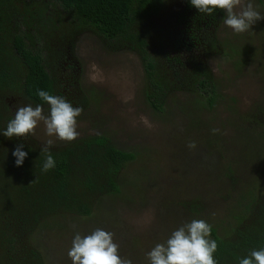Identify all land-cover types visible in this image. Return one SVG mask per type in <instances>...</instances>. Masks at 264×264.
Segmentation results:
<instances>
[{
  "label": "trees",
  "instance_id": "16d2710c",
  "mask_svg": "<svg viewBox=\"0 0 264 264\" xmlns=\"http://www.w3.org/2000/svg\"><path fill=\"white\" fill-rule=\"evenodd\" d=\"M225 15L221 9L200 13L190 0H0V264H47L49 255L33 232L52 226L58 215H89L103 195L123 198L118 176L137 153L116 147L106 134L53 144L56 163L47 172L42 171L43 143L29 135L2 134L17 106L42 104L49 110L37 89L62 96L73 107L89 106L81 65L69 53L64 57L78 30L89 27L109 47L135 52L144 70L145 103L164 113L176 92L190 93L207 108L222 99L208 64L212 52L224 51L235 65L246 61V42L227 51L228 42L218 37ZM53 47L61 49L58 55ZM244 138L249 142V136ZM19 144L27 156L17 166L12 152ZM245 197V205L217 221L191 217L211 226L217 264H239L252 250L264 248V189L249 190ZM182 204L197 214L206 206L201 198Z\"/></svg>",
  "mask_w": 264,
  "mask_h": 264
},
{
  "label": "rangeland",
  "instance_id": "374dc122",
  "mask_svg": "<svg viewBox=\"0 0 264 264\" xmlns=\"http://www.w3.org/2000/svg\"><path fill=\"white\" fill-rule=\"evenodd\" d=\"M245 2L264 15V0ZM223 21L218 37L228 42L226 50L247 45L249 54L238 65L224 51L209 55L223 95L211 108L196 103L190 93L176 92L164 113L155 112L141 93L144 70L135 52L109 47L89 27H81L66 45L64 57L69 53L81 65V84L90 98L76 118V139L104 133L116 147L137 155L118 176L123 198L103 195L89 215H58L50 220L52 226L33 232L49 255L47 264H72L68 251L74 236L97 228L113 233L121 258L149 264L146 254L192 216L217 221L245 205L246 192L264 189V19L243 33ZM53 48L58 55L61 49ZM28 135L43 144L69 142L48 136L42 121ZM190 141L195 148L188 147ZM198 198L206 203L199 214L182 204Z\"/></svg>",
  "mask_w": 264,
  "mask_h": 264
},
{
  "label": "clouds",
  "instance_id": "9594fccd",
  "mask_svg": "<svg viewBox=\"0 0 264 264\" xmlns=\"http://www.w3.org/2000/svg\"><path fill=\"white\" fill-rule=\"evenodd\" d=\"M190 4L198 12L207 15H211L216 9L223 10L226 14L224 24L235 33L248 31L253 24L264 19V15L245 0H190ZM37 95L49 105L48 115L44 114L42 104L17 106L2 134L7 138L25 137L34 133L38 123L42 121L48 136L69 142L76 139L79 135L76 118L81 115L82 107H73L64 97L51 95L48 91L37 89ZM53 144L54 141L49 139L41 147L45 156L42 166L44 172L55 167L56 162L51 155ZM195 146L194 141L188 144L189 148ZM22 148L23 145L19 144L12 152L17 166L22 165L27 156ZM210 234L211 226L207 222L193 219L174 230L164 243H157L146 254L149 264H217L213 254L218 245L215 240L209 239ZM68 256L72 264H132L131 259L121 258L118 254L113 233L99 228L84 236L77 233ZM239 264H264V248L252 250L248 257L240 259Z\"/></svg>",
  "mask_w": 264,
  "mask_h": 264
}]
</instances>
